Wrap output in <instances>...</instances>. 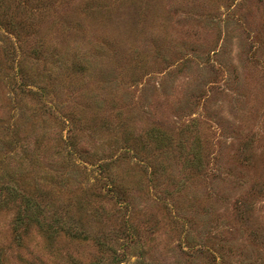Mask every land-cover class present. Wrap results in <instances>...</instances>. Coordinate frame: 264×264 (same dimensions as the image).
<instances>
[{"label": "rangeland", "instance_id": "rangeland-1", "mask_svg": "<svg viewBox=\"0 0 264 264\" xmlns=\"http://www.w3.org/2000/svg\"><path fill=\"white\" fill-rule=\"evenodd\" d=\"M0 264H264V0H0Z\"/></svg>", "mask_w": 264, "mask_h": 264}, {"label": "trees", "instance_id": "trees-1", "mask_svg": "<svg viewBox=\"0 0 264 264\" xmlns=\"http://www.w3.org/2000/svg\"><path fill=\"white\" fill-rule=\"evenodd\" d=\"M24 219H26V218H24V217H19V219H18V222L20 221V222H22Z\"/></svg>", "mask_w": 264, "mask_h": 264}]
</instances>
